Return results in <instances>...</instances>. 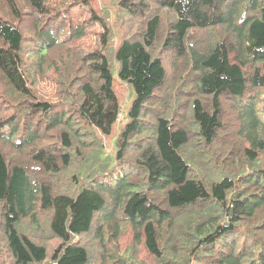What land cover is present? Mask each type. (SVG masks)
Returning <instances> with one entry per match:
<instances>
[{"label": "trees", "instance_id": "1", "mask_svg": "<svg viewBox=\"0 0 264 264\" xmlns=\"http://www.w3.org/2000/svg\"><path fill=\"white\" fill-rule=\"evenodd\" d=\"M0 264H264V0H0Z\"/></svg>", "mask_w": 264, "mask_h": 264}, {"label": "rangeland", "instance_id": "2", "mask_svg": "<svg viewBox=\"0 0 264 264\" xmlns=\"http://www.w3.org/2000/svg\"><path fill=\"white\" fill-rule=\"evenodd\" d=\"M93 33H96V31H93L90 34H93ZM117 72H118L117 69H115L114 71V90L118 96L121 109H120L119 117L115 123L116 126L118 125L120 121H122L123 123L124 121H126V109L128 108V106H130L133 100L132 96L130 95L131 94L130 89L126 87L124 83H122V81L118 77Z\"/></svg>", "mask_w": 264, "mask_h": 264}]
</instances>
